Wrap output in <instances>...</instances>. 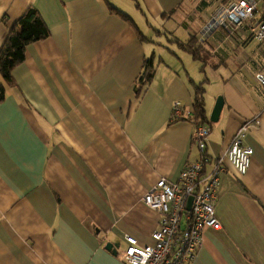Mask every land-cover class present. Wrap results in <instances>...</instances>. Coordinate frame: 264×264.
I'll return each instance as SVG.
<instances>
[{
	"label": "crops",
	"instance_id": "crops-1",
	"mask_svg": "<svg viewBox=\"0 0 264 264\" xmlns=\"http://www.w3.org/2000/svg\"><path fill=\"white\" fill-rule=\"evenodd\" d=\"M233 1L0 0V48L30 6L49 30L26 48L0 101V264H125L123 236L146 245L159 228V215L141 197L160 178L176 184L185 165L199 159L193 120H171L176 101L193 119L197 83L184 55L155 58L136 15L148 31L177 22L187 40L166 42L188 53L176 41L195 38L199 72H219L227 89L216 123H209L215 103L209 110L204 103L205 153L222 158L225 170L214 207L220 229L203 232L189 264H264V89L255 80L264 70V41L251 34L260 15L231 34L209 26ZM149 58L154 74L136 98ZM255 117L259 124L244 139L253 155L239 176L224 155L238 128Z\"/></svg>",
	"mask_w": 264,
	"mask_h": 264
},
{
	"label": "built area",
	"instance_id": "built-area-1",
	"mask_svg": "<svg viewBox=\"0 0 264 264\" xmlns=\"http://www.w3.org/2000/svg\"><path fill=\"white\" fill-rule=\"evenodd\" d=\"M264 3V1H263ZM260 15V22L251 29L253 40L264 41V6L259 9L253 0H235L219 9L212 17L210 28L222 27L234 31ZM255 80L264 89V70L255 74ZM184 117L182 105L176 101L171 106V120ZM259 124L258 117L243 123L235 133L224 158L239 176L249 169L253 150L244 145L249 128ZM209 128L195 126L192 142L200 157L185 165L176 184L158 179L141 197V202L159 215V228L150 235V244H140L129 235H124L125 249L121 260L125 264H189L202 245V235L207 229L219 230L215 217L216 193L220 177L225 172L223 159L212 160L205 153ZM192 197L189 210L188 199Z\"/></svg>",
	"mask_w": 264,
	"mask_h": 264
},
{
	"label": "trees",
	"instance_id": "trees-1",
	"mask_svg": "<svg viewBox=\"0 0 264 264\" xmlns=\"http://www.w3.org/2000/svg\"><path fill=\"white\" fill-rule=\"evenodd\" d=\"M110 10L133 29L135 26L132 21L113 7ZM49 37V30L41 18L38 11L33 7H28L23 14L15 21L9 29L8 34L0 48V101L4 99L5 88L14 86L12 73L14 69L23 63L26 48L34 43L46 40ZM179 48L187 51L195 60H202L200 57V45H196L195 38H190L186 43L176 41ZM154 74L153 59L144 61L143 71L135 82V97L138 98L144 86L151 81ZM193 84V83H192ZM204 85L193 84V123L195 126L208 123L204 109Z\"/></svg>",
	"mask_w": 264,
	"mask_h": 264
},
{
	"label": "rangeland",
	"instance_id": "rangeland-1",
	"mask_svg": "<svg viewBox=\"0 0 264 264\" xmlns=\"http://www.w3.org/2000/svg\"><path fill=\"white\" fill-rule=\"evenodd\" d=\"M111 4L114 3V0H108ZM258 4L259 9L263 8L264 0H253ZM214 11H210L211 13ZM127 14V13H126ZM131 17V16H130ZM132 18V17H131ZM136 27L139 29L141 33H143L146 37L149 38L151 42H153L154 46H151V49L155 51V58L158 59L159 57H162L163 60L167 58V54L170 53V51L178 53L180 55H184L182 57V61L188 66V70H190L192 75V79L197 83L203 82L205 79H207V82H204V87H205V94H204V103H205V108L210 109V107L216 102L218 98H222L221 94L222 92H226V88L223 87L222 83L219 81V72L217 73L215 70L210 69L208 66L204 68V73L199 72V68L203 66V62L201 61H194L191 58V55L188 53H183L180 50H178L175 47V43L173 42H166V38L172 39V38H179L183 40L184 42L186 37L185 35H182V29H177L178 25L177 22H157L150 24L149 31L151 30V34L148 35V27L144 24V20H142L139 16L136 15V17L133 19ZM156 31H162V34H156ZM148 31V32H147ZM170 35H168V33ZM229 34H231L230 31H227ZM167 35V36H166ZM161 45V46H158ZM145 47L149 48L148 43H145ZM150 50V49H148ZM180 57V56H179ZM223 100V98H222Z\"/></svg>",
	"mask_w": 264,
	"mask_h": 264
},
{
	"label": "water",
	"instance_id": "water-1",
	"mask_svg": "<svg viewBox=\"0 0 264 264\" xmlns=\"http://www.w3.org/2000/svg\"><path fill=\"white\" fill-rule=\"evenodd\" d=\"M223 107V100L222 98H218L214 104V107L212 109V112L209 116V123H216L218 121L219 115L221 113ZM192 202V197H190L187 201L186 209L189 210ZM113 245L108 243L105 247L106 250L112 251Z\"/></svg>",
	"mask_w": 264,
	"mask_h": 264
}]
</instances>
